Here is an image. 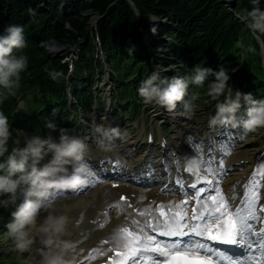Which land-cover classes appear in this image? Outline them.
Wrapping results in <instances>:
<instances>
[{
  "label": "trees",
  "instance_id": "1",
  "mask_svg": "<svg viewBox=\"0 0 264 264\" xmlns=\"http://www.w3.org/2000/svg\"><path fill=\"white\" fill-rule=\"evenodd\" d=\"M256 2L264 10V0ZM253 6L254 0H0V34L10 24L23 27L27 47L17 54L28 57L19 87L2 99L0 111L8 116L11 127L29 134L46 133L45 121L58 120L75 128L79 119L72 116H79V109L92 108L94 87L105 75L101 52L114 71L110 78L117 88L116 106L127 115L143 103L138 88L154 71L152 61L163 67L181 63L184 77L197 65L214 71L224 66L230 69L229 85L234 91L264 98L260 43L236 15L239 11L247 15ZM85 12L99 16L95 25ZM154 15L158 22L152 19ZM141 30L154 46L169 47V53L160 55L154 50L146 56L148 46ZM257 35L264 41V35ZM55 44L78 47L72 64L66 59L68 53L53 54ZM53 70L62 73L56 80L49 75ZM207 84L193 87L207 93ZM29 89H38L39 106L32 112H17L18 91ZM5 223L1 217L0 227Z\"/></svg>",
  "mask_w": 264,
  "mask_h": 264
},
{
  "label": "clouds",
  "instance_id": "2",
  "mask_svg": "<svg viewBox=\"0 0 264 264\" xmlns=\"http://www.w3.org/2000/svg\"><path fill=\"white\" fill-rule=\"evenodd\" d=\"M236 15L251 32L264 35V10L256 0L247 15ZM152 31L154 33V29ZM238 46L243 47V44L238 41ZM25 47L27 41L23 27L10 24L0 34V89L4 90L0 93V102L19 87L28 57L17 52ZM129 53L132 54V50ZM169 71H177V65L157 66V70L141 82L138 94L144 104L155 103L174 112L177 104L184 101L191 85L201 86L207 81L208 96L216 101L215 114L208 118L209 128L226 124L233 128L242 127L245 132L264 128V98L255 99L251 94L234 91L229 85L230 69L221 66L214 71L197 65L187 77L161 75ZM49 75L56 80L62 73L53 70ZM189 107L185 104L186 110ZM242 107L246 119L240 121L238 113ZM46 127L56 131L51 122H46ZM96 131L104 135L109 131L118 133L117 129H104L103 124L97 125ZM21 140L23 147H20ZM98 147L105 149L102 140ZM90 151L85 137L70 135L67 129L59 130L58 142L51 135L46 138L40 135L25 137L22 132L12 129L8 116L0 111V208L16 206L11 213L12 221L6 225V236L22 256V264H78L72 255L71 208L46 207L43 201L53 189L76 190L86 184L81 175V162ZM49 155L51 158L45 162ZM69 166L72 167L71 173ZM185 166L195 169L199 162L196 158H188ZM18 200L21 202L17 206ZM42 209L47 213L44 216H41Z\"/></svg>",
  "mask_w": 264,
  "mask_h": 264
},
{
  "label": "rangeland",
  "instance_id": "3",
  "mask_svg": "<svg viewBox=\"0 0 264 264\" xmlns=\"http://www.w3.org/2000/svg\"><path fill=\"white\" fill-rule=\"evenodd\" d=\"M242 11H239L240 14ZM87 16L90 17V23L92 22L95 25L99 18L98 15L85 12ZM152 19L158 22V18L156 15L152 16ZM146 45L148 46V52L146 56H152L154 50L159 52L160 55L164 53H169V47L165 44L159 43L157 46L153 45L152 40L142 31ZM162 40V39H159ZM77 46H58L55 45L52 52L53 54L59 56L65 53L70 55L69 60L70 63L77 58ZM105 63V75L101 79H99V83L94 87V94H95V101L97 103L93 105V107L83 112L82 109H79V116L74 113L72 116L73 119L79 118L82 127L79 128V125H76L75 128H69L66 126L64 122L54 120L53 123L56 126V131H50L47 129L46 133L40 134L41 137H48L51 135L54 140L58 142L59 140V130L60 129H67L70 135L85 137L86 142L89 144L91 151L86 155L85 160L82 164L83 172L82 178L86 180V187L80 186L81 190L71 191L74 192L72 194H65V190H61V192L55 197H51L50 194L55 192V189L51 190L47 200L43 201L46 207L51 206L52 208L56 209H63V208H71V216H72V224L70 226V231L72 233L71 240L75 244V235L79 236L86 240H91L95 233L93 232L96 223L93 224L88 216H85L82 212L75 213L78 210V207L85 203H93L96 201L97 194L102 188H107L108 185L114 188V184H119L120 186L129 188V187H138L139 189H158L164 182L167 177L170 178V182L166 183V186L169 185V188L174 187V183L176 178V173L179 172V169H184L185 166H182V161L179 164L176 162L182 160L184 158L182 155H176L177 147L176 144L182 146L183 153L187 152L188 150L196 156V159L202 160L203 163L206 165L207 160L209 159L210 155L214 161V167L218 166L216 164L221 157L225 158V156L221 155L222 152H227V156L229 154H236L239 152L244 153L247 157H251V161H247L246 163H242L245 160H239L240 164H235L234 169L226 168L225 170H221L223 175L220 178V188L222 189H230L232 186L236 185V179L240 178L238 183L251 171H253V163L256 162L258 159H261L264 156V128L257 130L256 132H245L242 127H235L233 128L230 125H223L216 128H209L208 126V118L211 115L215 114V104L216 101L212 100L211 97L208 96L207 93H203L191 85L188 89V93L184 98V101L177 104V108L174 112H168L165 108L153 104H144L140 105V109L135 113H128L126 115V110L120 109L116 106V97H117V88L115 87L114 83L110 79L111 69L106 64V58H103ZM173 64L177 65V71H171V74L162 73V76L172 77H184L182 73L181 63L174 62ZM172 64V65H173ZM152 65L154 66V71L157 70L156 62L152 61ZM263 66H264V59H263ZM71 67V65H70ZM239 66H236L233 72L237 71ZM231 87V85H230ZM38 89H29V90H20L18 91L19 99L17 104V112H32L36 107H38V103L40 98L36 95ZM241 92V91H240ZM223 100V97L221 98ZM71 103H74L76 100L73 96L70 98ZM100 104H99V102ZM76 104V103H75ZM185 104L189 105V109H185ZM117 107V112H115V108ZM139 108V107H138ZM71 111H73L71 109ZM39 115V112H37ZM118 118H115L114 116ZM168 115L167 121H171L170 123H165L164 117ZM178 115V117H177ZM182 115V116H181ZM76 116V117H75ZM177 118V119H176ZM57 119V117L55 118ZM72 119V120H73ZM110 120L111 124L114 125L113 127L118 130V133H113V138L115 140L113 143H108L102 139V137H98L96 127L97 125L103 124L105 120ZM238 119L243 121L246 119L245 113H238ZM47 121H45L46 124ZM72 122V121H71ZM111 125V126H112ZM76 127L79 130H76ZM13 130H18L24 134L25 137H31L35 135L34 133L29 134L27 131L20 130L16 127H12ZM83 129V130H82ZM226 130L223 131V130ZM235 129V130H233ZM92 133V134H91ZM94 133V134H93ZM121 136V137H120ZM235 137V139H234ZM94 138V140H93ZM118 142H117V140ZM234 139V140H233ZM103 141L105 145V149H101L98 147V143ZM164 142L167 143V146L164 145ZM138 144L133 146L134 144ZM146 144V147L144 145ZM152 144L154 146L151 149ZM141 146L138 151L136 148L137 146ZM11 142H10V150H11ZM24 143L21 140L20 147H23ZM132 146V147H131ZM202 146L203 152L199 150ZM223 146V148H222ZM131 147V148H130ZM209 148V152L206 149ZM100 149V150H99ZM104 151L108 155L112 156L116 159L117 162L124 164L126 166H137L141 163L144 164L141 167L143 169L141 172H138L139 181L128 180L126 182L115 181L116 178H112L113 176L108 174L104 175V177H100V174L105 172V168L107 166L101 167L95 165V157L93 158V154L96 151ZM210 150L211 153H210ZM218 153H214L217 152ZM226 150V151H225ZM210 153V155H208ZM257 155V157H256ZM226 156V162L228 157ZM244 157V156H243ZM51 156L45 158V162L49 160ZM245 158V157H244ZM166 160V162L164 161ZM224 160V159H223ZM175 161V162H174ZM237 162V163H238ZM262 168L258 173L259 178L264 179V160L262 158ZM99 163V162H98ZM110 164V161L107 162ZM106 163V165H107ZM164 163V164H163ZM100 164V163H99ZM108 164V165H109ZM163 164L162 167L159 169V165ZM205 165H199V173L201 174V169L205 167ZM156 166V168H154ZM109 167V166H108ZM153 168V175L152 171L149 168ZM72 170V167L69 166ZM68 168L69 172H72ZM151 168V170H152ZM161 168H164L168 172V176L161 177L159 172ZM224 169V166H223ZM146 170H148V174L146 175ZM179 170V171H178ZM196 171L195 169H193ZM109 172V170H108ZM120 173V174H119ZM122 178L127 180L132 174H124V172H118ZM171 174V176H169ZM149 179H146V177ZM200 176V175H199ZM120 178V177H119ZM106 179V180H105ZM246 180V178H245ZM153 181L152 188L145 187L143 183H151ZM137 184H143L136 186ZM236 182V183H235ZM134 185H131V184ZM173 183V185H172ZM239 185V184H237ZM236 185V186H237ZM172 187V188H173ZM238 187V186H237ZM264 189L261 188L260 191ZM59 190V189H58ZM153 190V191H154ZM208 195V194H207ZM206 195V196H207ZM54 196V194H53ZM21 201H17V206ZM94 206V205H93ZM16 206H10L8 208H0V218L4 217V221L6 222L3 225H7L9 222L12 221L11 213L15 210ZM106 216L108 218L117 219V207L114 205H110L106 211ZM47 213L42 209L41 216L46 215ZM76 214V215H75ZM2 220V219H1ZM90 222V223H89ZM90 224H93L89 226ZM0 227V264H22V256L18 254L13 246L11 241L6 236L7 227L6 226ZM101 225V224H100ZM103 228V227H100ZM105 228V227H104ZM104 230V229H103ZM152 235V234H150ZM81 241V240H77ZM165 242L166 240L163 239ZM78 244V242H76ZM39 246V245H37ZM76 248V249H75ZM78 246L74 245V250H77ZM83 250V246L79 248V251ZM26 256L27 254H23ZM144 262H142L143 264ZM131 264V262H129ZM150 264V262H149Z\"/></svg>",
  "mask_w": 264,
  "mask_h": 264
},
{
  "label": "snow or ice",
  "instance_id": "4",
  "mask_svg": "<svg viewBox=\"0 0 264 264\" xmlns=\"http://www.w3.org/2000/svg\"><path fill=\"white\" fill-rule=\"evenodd\" d=\"M213 165L210 155L201 175L190 185L195 189L194 193H183L184 198L179 203L158 206L155 210L158 216L150 208L138 213L140 216L151 215L154 225L150 220H133L131 231L126 226L116 230L113 237L115 248L95 251L100 256L114 252L119 259L109 257L108 264H129V261L131 264H213V260L215 264H264V203H261L264 197L260 191L264 179L258 177V170H254L238 201L236 195H227L220 188L223 173L217 168H223V157L217 167ZM200 183L208 187L198 188ZM177 184L183 188V179H178ZM202 193L211 194L202 196ZM190 200L196 202L191 212L186 207ZM115 207L120 205L117 203ZM149 229L159 236H191L188 241L164 242L150 235ZM191 237L202 239L193 240ZM205 240L231 247L220 249L203 242ZM101 243L108 244L109 241Z\"/></svg>",
  "mask_w": 264,
  "mask_h": 264
},
{
  "label": "bare ground",
  "instance_id": "5",
  "mask_svg": "<svg viewBox=\"0 0 264 264\" xmlns=\"http://www.w3.org/2000/svg\"><path fill=\"white\" fill-rule=\"evenodd\" d=\"M177 117H178V115H177ZM167 118H168V115L164 117V120H165V123L168 124L171 121H167ZM104 125H105L104 129H115L113 127L114 125L111 124L110 120L106 119L104 121ZM233 130H235V129H233ZM223 131L226 132L225 129ZM96 134H98V132ZM111 134L113 135V133L111 131H109L107 133V135L100 133V134H98V137L99 136L102 137V139H104L105 142L108 141V143H113L115 138H113V136ZM234 139H235V137H234ZM93 140H94V138H93ZM117 142H118V140H117ZM135 145H138V144L136 143L133 146H135ZM142 145H144L143 148L146 147V144H142ZM142 145L137 146L139 148H136V151L143 149V148H141ZM164 145L167 146V143L164 142ZM153 146H154V144H152L151 149ZM176 147H177L176 148L177 152H176L175 156L183 154L182 156L184 157V158H182V160H179V162L177 161L176 164H179L182 161V166H185V161L188 158H196V156L193 155L189 150L187 152L183 153L184 145L180 146L177 143ZM99 150L93 154V158L95 157V161H94L95 165L96 166L99 165V167H101L100 165H102V168L104 166H107V168H105V172L100 174V177L106 178L107 176L104 177L102 174H104V175L110 174L113 176L112 178H116V177L118 178V179H115V181H120V182L122 181V182L128 183L127 182L128 180H133V181H137L138 183H140L138 172H141L143 167H145L144 166V164L146 165L145 162H144V164L141 163L137 166H133V165L132 166H126L124 164H121L120 162H117L115 158L108 155L106 152H104L102 150L99 151ZM199 150L201 152L204 151V150H202L201 147L199 148ZM184 151H185V148H184ZM206 151L209 152V148L206 149ZM214 153H218V150H217V152H214ZM220 154L225 156V158H223L225 161L227 154L225 152H223V153L221 152ZM208 155H210V153ZM227 157H228V160L226 162H224V165H223L224 169L223 168H217L218 171L222 172L226 168H230V169L236 168L235 164H232V162H235L236 164H240L238 162L239 160H245V161H242L240 164V165H243L242 163H246L247 161H251L250 155H249V157H247L242 152L236 153L234 155L229 154V156H227ZM256 157H257V155H256ZM262 158L264 160V156ZM262 158L258 159L256 162L253 163V165H252L253 171L258 170V173L260 172V169L262 168V165H263ZM85 160H87V158H85L81 163H83ZM197 160H198V158H197ZM109 161H110V164L107 163ZM164 161L166 162V160H164ZM198 162H199V165H205L202 160L201 161L198 160ZM218 162L216 164H218ZM106 163H107V165H106ZM163 164H160L158 166L159 167L158 170H160V167H162ZM142 165H143V167H141ZM215 167H217V166H215ZM151 168H149V170L152 171V175H153V168H152V170H151ZM154 168H156V166ZM137 169H139V171ZM189 169H191V171H189ZM108 170H109V172H108ZM179 170H178L179 172L176 173L177 179L175 180V182H177L178 179H183V181H184V187L183 188H181L179 184H175V183H174V187L172 186L173 188L171 187V189L169 188L170 184L166 186V183L170 182L169 177H167L165 179V182L156 190H154V189L144 190L141 188L139 189L138 187H134V188L133 187L126 188L123 186L119 187V184H114L115 186L113 185L114 188H112V187H110V185H108L107 188L104 187L98 192L96 201H94L93 203L87 202L85 204L80 205L78 207V209H75V210H78L75 213H79V212L81 213L82 212L85 216H88L90 218L89 220H91L93 222V224L96 223V226L94 227V230H93V232L95 233L94 235H96V237L94 236L93 238H91V240H86V239H83L82 236L79 237V236L75 235L76 240H75L74 245L78 246V249L73 251L72 255H74L76 257L78 264H108L109 257H111L112 259H119L118 257H115L114 252L108 253L107 256H100L99 252H97L95 250L99 249L101 251H104L109 247L115 248V243L113 241V237L116 235V230L120 227L126 226L131 231L134 227V225L132 223L133 220H136L139 222L150 220L153 223V225L155 224V220L152 218L151 215L140 216L138 214L139 212L150 208L153 210L154 214L156 216H158L159 213L157 211H155L158 208V206H160L162 204H169V203L175 205L176 203H179L184 198L183 193H185V192L188 194L194 193L195 189L190 187V185L192 183H195L197 177L199 175H201L198 172L199 166L197 168H195L196 171H194L191 167H186V166L184 167V169L181 168ZM119 171L124 172V174H132L131 176H133V177H130L127 180H125L124 178H122L120 175L117 174ZM253 171L248 173L240 181V183H238L240 178L236 179L237 183L236 182L235 183H236V185L239 184V185H237L238 187L236 185H234L228 190L223 189V192L227 195H236L238 197V201H239V198L242 197V194L244 192V185L248 182L249 178L252 176ZM69 173H71V172H69ZM193 173H195V175H193ZM147 174H148V170H146V175ZM159 175H161V177L165 178L166 176H168V172L166 170H164V168H161ZM169 176H171V174ZM245 178H246V180H245ZM146 179H149V177L147 176ZM137 182H136V186H139V187H140V185L144 184V185H146L145 187L152 188V185H153V181L149 184H147V183L137 184ZM129 184H131V183H129ZM131 185H134V184H131ZM172 185H173V183H172ZM82 186L84 188L86 187L85 185H82ZM197 187L200 188V187H208V186L205 185L204 183H200V184H197ZM240 188H242V190ZM76 190H81V189L77 188ZM76 190H73V191H76ZM65 191H66L65 194H67V195L74 193V192H71L72 190H65ZM60 193H63V192H61V189H59V190L55 189V192L54 193L52 192V194H50V196L55 197ZM53 194H54V196H53ZM207 194L209 195L211 193H202L201 195L206 196ZM261 194L263 195L264 192L262 191ZM121 197H124V200H121ZM117 203L120 205V207H117V219L108 218L105 214L106 209L110 205L115 206ZM194 206H196V202L194 200H190L189 204L186 207L188 208L189 212H191V208ZM192 222L195 223V221H192ZM93 224H90L89 226H91ZM100 224H103L105 228L104 227L100 228ZM148 231H149V234H153V235L159 237V235L157 233L151 232L150 229ZM190 236H191V234H190ZM190 236H185V237H166L165 236V237L167 239L171 240V242H172V241H175L177 239L187 241ZM78 239L81 241H77ZM104 240H108L109 243L108 244H102L101 242ZM76 242H78V244ZM165 242H169V241L166 240ZM82 246H83V250L79 251V248ZM149 255H154V254L149 253ZM93 257H95V258L93 259ZM129 262H131V261H129Z\"/></svg>",
  "mask_w": 264,
  "mask_h": 264
},
{
  "label": "water",
  "instance_id": "6",
  "mask_svg": "<svg viewBox=\"0 0 264 264\" xmlns=\"http://www.w3.org/2000/svg\"><path fill=\"white\" fill-rule=\"evenodd\" d=\"M132 5L134 6L138 16H139V21H140V26H142V22H141V19H140V13H139V10L136 8L135 4L132 3ZM97 22V21H96ZM258 41L260 42L261 46H262V52H264V42L263 40L260 38V36L256 35Z\"/></svg>",
  "mask_w": 264,
  "mask_h": 264
}]
</instances>
